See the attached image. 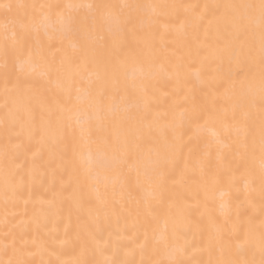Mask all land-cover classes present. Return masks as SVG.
I'll list each match as a JSON object with an SVG mask.
<instances>
[{"label": "snow or ice", "instance_id": "snow-or-ice-1", "mask_svg": "<svg viewBox=\"0 0 264 264\" xmlns=\"http://www.w3.org/2000/svg\"><path fill=\"white\" fill-rule=\"evenodd\" d=\"M199 7L73 0L28 5L0 2V12L4 14V22L0 24V51L5 68L3 104L0 105V130L4 136V143L0 145V180L5 203L9 196L13 201L24 196L26 178L31 195L34 164L27 166L29 159L34 162L43 148L52 152L63 144L62 160L69 171L68 184L75 182L77 189L81 187V179L99 176L101 171L113 173L117 180L135 172L136 186L144 195L142 201L136 202L133 226L140 222L141 216L156 220L158 209L167 206L164 228L155 237L152 249L159 258L151 262L141 260L140 264H186L178 258L186 251L188 241L179 243L180 224L171 217L179 194L172 189L183 185L187 178V163L180 170L187 146L185 132L191 130L198 136L211 123L219 124L228 135L235 134V140L228 144L219 139L215 128L209 129L221 148L232 150L235 146L238 166L244 167L249 183L255 182L253 164L259 155L260 211L264 216V0L205 4L203 11L196 13ZM158 8H183L186 12L191 9L194 16H186L181 27L192 24L194 33H198L207 22L205 39L214 33L216 41L209 61L215 64L210 68L211 75L204 78L201 72L195 73L193 86L187 87V78L181 86L180 65H176L177 87L165 93L172 97V102L163 111L153 110L156 96L150 92L149 84L156 78L157 70L150 52L151 43L146 38L157 22ZM129 36L137 39L136 50H126ZM192 39L199 41V36L194 34ZM98 45L108 53L103 59L96 55ZM198 47L205 45L198 43ZM10 55L12 71H8ZM138 64L142 78L137 76ZM159 71H164L163 66ZM84 73H87L86 81L82 78ZM45 85L57 90L54 98L44 94ZM205 89L209 90L204 93L205 97L213 95L211 105L196 101V91ZM117 96L119 102H116ZM37 107L41 113L39 123L34 115ZM120 187L124 191L127 185L121 182ZM53 195L49 205L55 203L58 194ZM71 198L79 207L75 189ZM97 199L107 203L101 199L99 190ZM24 203L27 205L28 200ZM192 207L185 205L180 217L187 220L186 213ZM123 212L122 206L120 213ZM113 213L120 214L115 208ZM128 214H132L131 210ZM33 222L40 225L38 215ZM213 229L209 233L208 249L218 248L221 258L210 259L208 264H264V219L258 226V238L251 219L247 225L233 224L230 233L214 226ZM241 229L243 240L239 238ZM24 236L22 230L18 242L15 231L4 233L0 255L7 258L0 259V264H69L60 259L56 250L48 249L36 238L29 241ZM77 240L82 257L89 251L90 242L95 243L97 251L102 250L91 233L85 232L83 237L78 233ZM146 244L147 232L142 248ZM233 251L240 255L239 259L225 258V253L230 257ZM45 252L56 260L44 259ZM37 256L41 257L38 262L34 259ZM72 264L89 262L78 259ZM95 264L116 262L104 259Z\"/></svg>", "mask_w": 264, "mask_h": 264}, {"label": "bare ground", "instance_id": "bare-ground-1", "mask_svg": "<svg viewBox=\"0 0 264 264\" xmlns=\"http://www.w3.org/2000/svg\"><path fill=\"white\" fill-rule=\"evenodd\" d=\"M0 2H10L12 4H32L43 2L64 3L67 0H0ZM73 2H92V3H111V4H156V5H199L196 13L203 11V5H214L226 2H240V0H73ZM23 14L24 9L20 10ZM157 22L152 29L151 35L146 38L151 43V55L155 60L157 76L149 84L150 92L156 96L154 111H163L172 102V97L165 96L177 87L175 78L176 65H180L181 86L183 80L188 79L187 87L195 84V73L201 72L206 78L211 75L210 68L215 64H210L212 50L216 47L215 34L209 33L207 39L204 36V27L199 28L198 33H194L192 24L181 27L185 17H192L194 13L191 9H172L158 8ZM211 15V10H209ZM4 22V14L0 12V24ZM199 36V41L192 39L193 35ZM141 35H144L141 33ZM198 43H203L205 47H198ZM142 47V45H140ZM138 48L137 39L129 36L127 48L136 50ZM147 52L148 49H145ZM107 52L102 45H98L97 57L103 59ZM209 60H204V57ZM163 66L164 71L160 72ZM91 67V66H90ZM137 76L140 75L141 65H137ZM146 68V66H144ZM13 70V57L10 55L8 60V71ZM5 72L3 53L0 51V105L3 104V74ZM172 79L169 80L168 76ZM258 75V70H257ZM83 80H87V73L83 74ZM81 79L80 77L77 78ZM80 86V85H77ZM45 95L50 99L54 98L57 90L54 87L45 85ZM50 89V90H49ZM223 87L219 92H223ZM203 92L196 91L197 103L207 102L212 104L213 95L205 97ZM183 92L181 93V96ZM119 102V96L116 97ZM107 103V101H106ZM220 105L217 104V107ZM2 114V110H0ZM35 119L39 123L41 113L37 107ZM55 117H53L54 130ZM219 133V139L225 143L232 144L235 134L228 135L219 124H209L198 136H194L191 130L184 134L187 146L184 148L183 157L180 161V170H183L187 163V178L183 185H178L172 189L179 194L177 206L172 209L171 217L180 224V244L188 241L186 251L182 256L186 264H208L221 258L218 248L208 249L210 230L220 229L230 233L233 224L237 222L247 225L251 219L256 226V237L258 238V226L264 216L261 214V191L259 180V155L253 164L256 173L254 183L247 182L248 178L242 165L238 166L235 146L232 150L221 148L217 143V138L211 135L209 129ZM96 135V133H94ZM4 143V136L0 130V145ZM63 144L58 145L49 151L43 148L38 157L33 162L29 159L27 166L34 164V178L31 181V195L29 196V181L26 178L24 196L18 201H13L9 196L8 202L2 191V180H0V245L4 243V233L9 230L15 231L18 237L21 231L25 233L24 238L31 241L36 238L45 244L48 249H54L59 253L61 260L68 261L69 264L78 260L86 259L89 264H95L98 260L108 259L120 264L127 261V264H140L141 260L153 261L159 258L153 253V245L164 228V219L168 215L165 205L158 209V218L152 220L140 217V222L133 226L136 220V202L142 201L144 193L135 183V172L133 171L126 177L119 180L111 172L101 171L99 176L93 175L87 180L81 179V187L76 188L75 182L69 185V171L63 166L62 160ZM35 151V148H32ZM29 158L31 152L28 153ZM24 158L21 157V160ZM131 162V161H130ZM235 177V180H233ZM121 182L127 185L126 190L122 191ZM79 198V207L76 206L73 197ZM97 190L101 199L107 203H101L97 199ZM55 203L48 204L54 199ZM28 200L27 205L24 201ZM251 202V205L250 203ZM185 205L193 207L186 213L187 220L180 217V210ZM123 206L124 212L120 213ZM142 206V205H141ZM116 209L119 215L113 213ZM131 210L132 214H128ZM39 216L40 225L37 226L33 221L35 216ZM7 219V223L5 222ZM227 221V222H226ZM15 226V227H14ZM85 232L95 236L102 246L101 251H97L95 243L89 244V251L82 257L80 243L77 234L81 237ZM145 232H147V244L145 247ZM169 242L172 240L171 220L168 231ZM244 238V230L241 229L240 237ZM11 240V236L8 237ZM106 242V246H105ZM235 240L233 244H235ZM35 251V249H31ZM0 255V259H6ZM41 257L34 259L38 262ZM44 259L56 260L55 256H48L44 253ZM225 258L239 259L240 255L232 252L229 257L225 253Z\"/></svg>", "mask_w": 264, "mask_h": 264}]
</instances>
